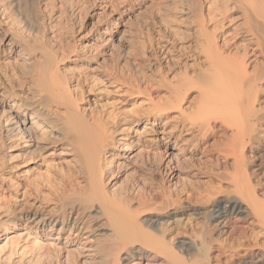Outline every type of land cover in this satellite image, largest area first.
Wrapping results in <instances>:
<instances>
[{
  "label": "bare ground",
  "instance_id": "1",
  "mask_svg": "<svg viewBox=\"0 0 264 264\" xmlns=\"http://www.w3.org/2000/svg\"><path fill=\"white\" fill-rule=\"evenodd\" d=\"M94 1L81 23L84 0H0V241L27 223L34 264L76 239L67 264H264V0ZM223 193L190 258L179 230ZM231 207L259 250H224Z\"/></svg>",
  "mask_w": 264,
  "mask_h": 264
},
{
  "label": "rangeland",
  "instance_id": "2",
  "mask_svg": "<svg viewBox=\"0 0 264 264\" xmlns=\"http://www.w3.org/2000/svg\"><path fill=\"white\" fill-rule=\"evenodd\" d=\"M84 8L82 9L80 13V22L85 23L86 17H88L89 14H91L93 9L94 0H84ZM137 14V13H136ZM135 14V15H136ZM120 13L114 14L113 17L116 19L119 18ZM134 17V15H133ZM112 19L111 17L103 16V22L107 23ZM133 20V18H132ZM90 21L87 23V31L88 29L92 27L93 22ZM127 23L131 22V19L129 17L126 18ZM179 185L181 187H184L186 189V192L188 193L187 197H183L182 199V205L189 207L190 206V197H200L198 194L197 189L190 188V180H185L184 182H180ZM218 186L217 183H215V186ZM232 195H228L227 193H223L220 195H217L215 197H211L210 201L204 200L201 205L198 207H195L193 211H189L190 213H199L200 216L199 219L196 222H190V220H186L188 230H179L180 231V241H183L185 243H188L190 249L192 247V254L190 255V258L193 256H197V248L201 247V241L202 238L196 237V233L192 230V226H195L197 223H201L202 221H206V218L208 215H210L211 211L214 208H211L212 203H218L220 202L223 207H226L227 204L225 201H228ZM205 199V198H204ZM220 205V206H221ZM190 209V208H189ZM219 208H215V216H219V212H217ZM230 212L232 214L226 216L224 219H222L220 222H223L221 225L220 232H223L222 239L224 241V250L229 254L232 251H234L236 248L241 247L245 251H257L259 250L258 242L256 241L255 234L260 231V227L256 221L251 219L250 217L247 218L246 215L233 213L234 207L230 208ZM185 218V216H183ZM166 220V218H165ZM1 224V222H0ZM216 225H218L216 222H213L211 225V228H214ZM29 226L27 223H24L22 225H18L17 228H15L10 234L5 236L0 241V264H34V255L28 252L27 254L20 256V252L22 250L27 249L28 247L32 246L31 241L33 240L34 236L30 232ZM219 232V233H220ZM219 236V234H216L212 236V238L208 239L207 242H205L206 249L203 250L202 257H200V261L204 262L207 260L209 256V252L207 248H209L211 245H214L215 239ZM55 237V236H54ZM53 237H39V242L42 248H52L55 249V246L58 245V247L63 246V242L65 240H62V243L59 242L61 240H58V243L54 240ZM264 242V241H261ZM81 245V246H80ZM82 246V243L76 239L75 242L68 246V250L62 253L61 256V264H67L68 261V253H72V251H76V249L80 248ZM91 250L89 247L83 249L84 255L82 257H86L85 255L93 256L95 255L93 252H89ZM16 251V252H14ZM71 251V252H70ZM14 254L12 255V253ZM86 252V253H85ZM12 255V257L9 259L8 257ZM215 255H222L220 253H216ZM72 257V256H71ZM80 259L77 264H86V260L84 258ZM224 257V256H223ZM122 262L120 264H181V263H172L164 260H156L152 254H147L143 251L142 255H139V253L135 255L129 256L126 252L122 254ZM204 258V259H203ZM203 259V260H202ZM10 260V261H9ZM67 260V261H66ZM76 263V261H75ZM46 264V263H42Z\"/></svg>",
  "mask_w": 264,
  "mask_h": 264
}]
</instances>
